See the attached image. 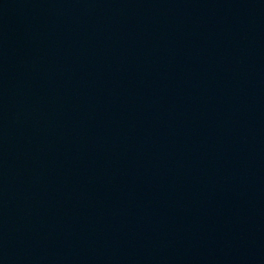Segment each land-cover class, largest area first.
<instances>
[{"label": "water", "instance_id": "95a60500", "mask_svg": "<svg viewBox=\"0 0 264 264\" xmlns=\"http://www.w3.org/2000/svg\"><path fill=\"white\" fill-rule=\"evenodd\" d=\"M0 264H264V0H0Z\"/></svg>", "mask_w": 264, "mask_h": 264}]
</instances>
